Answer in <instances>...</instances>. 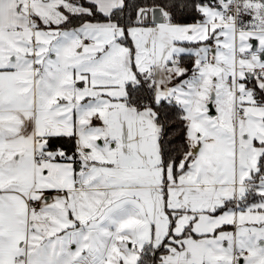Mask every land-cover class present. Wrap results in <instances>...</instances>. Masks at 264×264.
Returning a JSON list of instances; mask_svg holds the SVG:
<instances>
[{
	"label": "snow or ice",
	"instance_id": "6c2138e0",
	"mask_svg": "<svg viewBox=\"0 0 264 264\" xmlns=\"http://www.w3.org/2000/svg\"><path fill=\"white\" fill-rule=\"evenodd\" d=\"M0 264H264V0H0Z\"/></svg>",
	"mask_w": 264,
	"mask_h": 264
}]
</instances>
